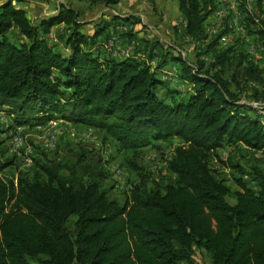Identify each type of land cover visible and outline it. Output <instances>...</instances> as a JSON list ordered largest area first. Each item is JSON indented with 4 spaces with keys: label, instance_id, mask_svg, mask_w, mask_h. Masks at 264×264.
Masks as SVG:
<instances>
[{
    "label": "trees",
    "instance_id": "obj_1",
    "mask_svg": "<svg viewBox=\"0 0 264 264\" xmlns=\"http://www.w3.org/2000/svg\"><path fill=\"white\" fill-rule=\"evenodd\" d=\"M82 1L111 10L120 0ZM14 2H0V113L10 119L0 134L9 139L17 128L56 119L102 133V143L121 153L179 144L163 168L173 181L147 188L150 172L134 168L138 181L122 201L105 188L109 157L81 153L71 163L31 156V169L15 176L17 156L4 158V147L0 264H198V253L203 264H264V170L220 156L228 146L264 154V71L239 38L220 45L230 33L226 23L206 33L217 0H176L182 29L141 47L132 46L135 17L82 23L78 10L60 4L55 16L34 23ZM241 9L246 35L264 57V0L254 12ZM60 24L64 33L54 42L51 29ZM115 26L129 29L116 33L127 56L109 48ZM168 66L176 77L164 74ZM172 79L187 91L170 88ZM7 169L13 178L2 175ZM223 170L236 189L217 175Z\"/></svg>",
    "mask_w": 264,
    "mask_h": 264
},
{
    "label": "rangeland",
    "instance_id": "obj_2",
    "mask_svg": "<svg viewBox=\"0 0 264 264\" xmlns=\"http://www.w3.org/2000/svg\"><path fill=\"white\" fill-rule=\"evenodd\" d=\"M222 26L223 25L221 24L219 32L221 28H223ZM217 33L218 32L215 34ZM167 40L169 41V39ZM233 40H231V42ZM220 45L222 47L226 46L222 45L221 41ZM189 54L187 55L189 61H193V53ZM113 55H117V57L123 56L121 54ZM202 58L206 62L209 61V58L206 56ZM227 73L231 74L232 72L230 71ZM169 74L176 77L175 70H172ZM164 80H166V78H164ZM240 80L242 79L240 78ZM169 87L176 88L177 90H180V92H186L188 89V87L177 83L174 79L169 81ZM162 94L163 92H159L160 96ZM0 124H2L3 129H5L6 125H10V119L0 113ZM7 136V134H0V140H2L1 145L3 146V148L0 147V150L4 149V147L6 150V146H8L9 150L7 149L4 155V158L7 159H12L13 153H16L17 157L15 159V164L12 165L11 168V171L14 170L12 173H14L15 176L19 171L23 172L31 169V156L40 158L42 155H46L47 158L54 160L62 157L60 159L61 162L66 161L71 163L74 162L81 153L86 154L88 158H97L99 157V154H101L105 161L109 157L110 163L107 165L106 170H108L111 175L105 182V188L108 190L111 198L120 201L124 200L126 196V186L138 181V170H135L134 168H138L139 170H142V172H150L147 188H152L154 182L157 180L164 179L165 181H173V177L171 178L170 174H168L163 168L166 164V160L170 158L173 148L179 144L177 139H173L172 141L161 143L158 150L147 148L138 153H134L133 151L121 153L118 150V147L115 146V143L109 140H106L107 145L102 143V133L83 127H74L73 125H69L56 119L41 127H33L30 129L17 128L14 131L12 138L8 139ZM15 138H17V140H22L23 145L16 146ZM220 156L223 160L229 157L230 161H237L247 169L258 166L264 170V154H254L243 147L240 149H234L233 146H228L227 149L221 151ZM209 166L214 173L218 172L219 169H217L216 165L212 164V162L209 163ZM223 172L224 174L219 172L220 174L217 175H223V177L226 178L228 185L232 189H236L231 180V172L225 170H223ZM12 173L7 169L4 170L2 175H8L13 178ZM29 173L30 172H28V174ZM114 175L118 176L116 179L117 181L115 180ZM227 201L231 205L234 204V199L232 198H228ZM8 207L9 204L7 205V208ZM201 261H204V258L198 253L197 263L203 264Z\"/></svg>",
    "mask_w": 264,
    "mask_h": 264
},
{
    "label": "crops",
    "instance_id": "obj_3",
    "mask_svg": "<svg viewBox=\"0 0 264 264\" xmlns=\"http://www.w3.org/2000/svg\"><path fill=\"white\" fill-rule=\"evenodd\" d=\"M2 1L3 0H0V2ZM256 1L257 0H225L223 5H220L221 9H223L222 18L215 19L213 15L210 16L205 22L206 33L209 34L210 28L214 26L216 32H218L220 25L226 23L230 29V33L226 34L222 40L224 39L226 43H229L233 37L239 38L243 43L241 47L243 49L242 51L246 52L249 47L248 45L252 43L253 37L248 35L243 36L240 34V31L237 30L240 26L245 28V14L241 6H245L249 12H254ZM13 4L25 10L28 18L34 23L43 17L55 16L60 4L68 5L78 10L82 23H96L101 16L104 20H108L111 15L126 19L135 17L139 23L133 26L134 35L136 37L132 43L134 47H141L143 45L142 41L144 40L168 42L167 39L171 40L174 37V26L182 29L181 15L178 12L176 0H120L111 10L103 8L102 6L89 7L88 3L82 0H20V4H16L15 2ZM93 28L94 24L87 25L82 28V31L90 34ZM64 29L65 26L62 24L53 26L50 33L51 40L57 42L56 36L62 35ZM209 36L211 35L209 34ZM139 57L143 58L141 55H139ZM251 61L260 68L264 65V57ZM171 69L173 68L169 66L165 68V70H163L164 74L170 73L169 71ZM162 78L164 79L166 77L162 76ZM253 106H255V104H253Z\"/></svg>",
    "mask_w": 264,
    "mask_h": 264
},
{
    "label": "built area",
    "instance_id": "obj_4",
    "mask_svg": "<svg viewBox=\"0 0 264 264\" xmlns=\"http://www.w3.org/2000/svg\"><path fill=\"white\" fill-rule=\"evenodd\" d=\"M225 0H218V8L215 10L214 12V18L215 19H221L223 16V9H221L220 5H223ZM128 28L127 27H123V26H115L112 30V37L109 41V48L114 47L113 54H121L123 56H127L130 52L129 48L123 49L120 46H118V41H117V37H116V33H127L128 32ZM238 31H240V34H242L243 36H246V31L244 27H238L237 28ZM216 33V28L215 26L213 28H210V35H213ZM252 43H250L246 50V54L249 57V59L253 60H257L258 58L261 57V55L259 54V51L261 50V48H258V46H256L255 42H253V40L251 41ZM221 43L223 45L226 44V40H221ZM262 69L264 70V65L262 66ZM15 145L19 146V145H23L22 140H17V138H15ZM16 154V153H15ZM17 156V155H16Z\"/></svg>",
    "mask_w": 264,
    "mask_h": 264
}]
</instances>
